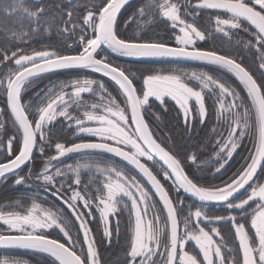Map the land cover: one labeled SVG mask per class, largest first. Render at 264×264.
Segmentation results:
<instances>
[{
    "label": "snow or ice",
    "instance_id": "1",
    "mask_svg": "<svg viewBox=\"0 0 264 264\" xmlns=\"http://www.w3.org/2000/svg\"><path fill=\"white\" fill-rule=\"evenodd\" d=\"M209 39L222 43L201 48ZM111 54L215 71L125 66ZM169 101L189 139L213 120L200 147L215 159L159 139ZM0 104V182L23 189L0 204V264H30L16 250L41 257L35 264H106L101 243L122 253L113 264H264V0H0ZM246 141L227 181L186 172L221 173ZM160 174L193 200L173 199Z\"/></svg>",
    "mask_w": 264,
    "mask_h": 264
},
{
    "label": "trees",
    "instance_id": "2",
    "mask_svg": "<svg viewBox=\"0 0 264 264\" xmlns=\"http://www.w3.org/2000/svg\"><path fill=\"white\" fill-rule=\"evenodd\" d=\"M209 11H211V10H209ZM208 18H209L208 12H204V13H202L201 19L199 22L202 25H204L208 22ZM162 28H163V26L161 25V26L153 29L152 31H147L145 33H141V35H144L145 38H148V37H153L154 32H160L161 34H163ZM241 32H243V31H241ZM124 34L127 36L133 35L134 34V26H133V28H129ZM246 34L248 35V33H246ZM238 37H241V36H238ZM243 37H244V35H242L241 38H243ZM165 39H167L166 36H165ZM221 43H222V41L217 39L215 41V45H214L213 41L211 39H209L207 41H200L199 45L201 48L207 49V48H210L213 46H219ZM223 47H224V50H230L229 45L227 43H224ZM111 58H112L114 63L124 64L125 66H128V65H133L135 67L149 66V67L156 68L158 66L170 65V64H161L159 62H152V61H133V60H130L129 58L117 57V56H115V54H111ZM244 62L246 64H248L249 66H252L249 62H247L246 59H244ZM180 63H183L184 65L186 64L187 66L194 68V69H199V70L202 69V70L209 71V72L215 71L214 66L202 65V64H199L198 62L183 61ZM62 75H69V72H64L59 76H62ZM87 75L89 77H92V78L99 77V78L105 80L109 86V90L112 92H113V90L115 91L114 85L112 84L111 81H108L107 78L101 77L97 73H87ZM224 78L230 79L234 86H236L238 88L240 87L238 85V81H235V78L231 77L230 74L225 73ZM137 87H140V81H137ZM154 103H155L154 111L155 110L163 111L162 109H159V103L158 102H154ZM208 103L210 105L211 101H208ZM2 106L3 105L0 104V107H2ZM169 107L172 108L173 110L170 112H167V113H163V121L160 125L159 135L162 136L163 143L168 147H172V143L174 142L178 149L187 150L189 153L197 152V154L200 157L201 162L209 160V158L214 159L213 158L214 153L212 150L213 146L211 144H209L207 146V148H201L200 147V142L204 141V136H205V132L207 131V127L211 126V124L213 123V120L210 119L208 121V125L203 126V129L199 130V135H197L196 132H193L191 139H189L188 136L186 135V133L184 132V127H183L181 120L177 119V111L175 110V106L171 101H169ZM0 119H4V117H0ZM148 120L151 123V117H148ZM57 127L59 128L60 126L58 125ZM153 130L157 131V129L155 127L153 128ZM165 131H167L171 134V137H172L171 141L167 140L164 137ZM60 139L61 140H64V139L72 140L73 136L71 134V131L61 132L60 133ZM36 159H37V168H38L40 157L37 156ZM116 159H118V158H116ZM237 162H238V159H234V157H233L229 161V163L225 166V169L222 170L221 173L216 174L215 176L212 175V168L214 167V165H212V164L207 165L203 171L197 170V165L186 166V172L190 176L196 177L201 183H205V184H209V185H216V184L222 183L223 181H227L229 179L231 174L234 172V168H235L234 166L236 165ZM25 171H26V169H25ZM158 178L161 180V182L164 184L165 188L170 192V194L173 197L171 186L165 180H163L161 175H159ZM85 179H86V177H85ZM22 190L23 189L21 188V189H18L17 191H13L11 189L10 183L9 184L2 183L0 185V204H4L5 202L9 201L11 198L19 195V192ZM153 197L156 200L157 204L159 205V201L157 200V198L155 197L154 194H153ZM182 198L185 200L186 204L192 201V199L190 197H188L185 193H183ZM160 207H161V205H160ZM210 209L212 212H217L215 214H224V213H221V211L224 210L225 208L223 206L210 205ZM126 224H127V215L125 214L124 217L122 218V222H121L122 232H123V229L126 226ZM92 227H93V229H95V227H96L95 223L92 224ZM229 228H230V226L227 224L221 225L222 233L231 240L234 233L230 234ZM52 235H55V233H52ZM122 242H123V237H122ZM188 246H190L192 249H194L196 252H198V249L195 248L194 242H189ZM99 251H100V254H101L103 260L106 262V264H113L117 255L122 256V253H120L119 248L115 245V243L113 244V246L111 248L107 247L106 244L101 243L99 245ZM16 254L19 255L21 258L29 260L30 264H35L36 261L41 260V257L35 256L31 252H27V251H23V250H16Z\"/></svg>",
    "mask_w": 264,
    "mask_h": 264
},
{
    "label": "rangeland",
    "instance_id": "3",
    "mask_svg": "<svg viewBox=\"0 0 264 264\" xmlns=\"http://www.w3.org/2000/svg\"><path fill=\"white\" fill-rule=\"evenodd\" d=\"M195 2V0H194ZM244 35V39H247L248 38V35L246 33H243V32H240L238 33V36H241ZM237 38H241V37H238ZM199 43V42H198ZM244 59L247 60V62H249L251 65H252V61H253V56L248 54V53H244ZM161 67H164V68H170V67H178V68H182V69H186V70H199V69H194V68H191L189 66H187L186 64L184 65L183 63H178V64H170V65H165V66H158L156 68H161ZM202 70V69H200ZM70 76L69 75H62V76H59V77H52L53 80L55 79H61V80H64V79H68ZM96 79H101L99 77H95ZM226 79V78H225ZM44 83H47V81H45ZM43 86V85H41ZM115 87V86H114ZM113 94L116 95V89L115 91L113 90ZM172 102V101H171ZM159 103V102H158ZM174 104V102H172ZM182 122V121H181ZM183 124V122H182ZM72 134V132H71ZM159 139L163 140L162 136L159 135ZM251 145L246 141L245 144L234 154V159H238V162L236 163V165L234 166V172L237 171L238 168H240L241 164L243 163V160H242V156H246L248 154V148L250 147ZM213 158L215 159V156H213ZM3 157H0V160H2ZM151 163V162H149ZM233 172V173H234ZM233 173L231 174V176L233 175ZM162 178H163V175L161 174ZM230 176V177H231ZM141 179V177H140ZM142 180V179H141ZM164 180V178H163ZM170 186H171V190H172V194H173V199H176V198H180V199H183L182 196H183V191L181 190L180 192H176L175 189L173 188V185H172V182L171 180H165ZM142 182L145 184V186L147 188H149L146 183L142 180ZM261 182H264V179L261 180ZM2 184V182H0V185ZM221 184V183H220ZM216 185H219V184H216ZM160 206V205H159ZM218 206H221V205H218ZM214 214L217 213V212H213ZM221 213H224L225 215H227L228 213L226 212V210H222ZM223 214V215H224ZM230 226V225H229ZM250 227V225H249ZM207 230V229H206ZM234 233V232H233ZM82 238V237H81ZM186 250H188L190 253H195L196 251L194 249H192L190 246H188V243L186 244Z\"/></svg>",
    "mask_w": 264,
    "mask_h": 264
},
{
    "label": "water",
    "instance_id": "4",
    "mask_svg": "<svg viewBox=\"0 0 264 264\" xmlns=\"http://www.w3.org/2000/svg\"><path fill=\"white\" fill-rule=\"evenodd\" d=\"M141 179L146 183V185L149 187V189H150V185H148L147 184V181L143 178V177H141ZM159 179V178H158ZM241 191H243V190H241ZM153 194H154V192H153ZM187 195V194H186ZM188 197H190L192 200H193V198L191 197V196H189V195H187ZM156 197V196H155ZM157 198V200L159 201V198L158 197H156ZM212 205H216V204H212ZM161 207H162V205H161Z\"/></svg>",
    "mask_w": 264,
    "mask_h": 264
},
{
    "label": "flooded vegetation",
    "instance_id": "5",
    "mask_svg": "<svg viewBox=\"0 0 264 264\" xmlns=\"http://www.w3.org/2000/svg\"><path fill=\"white\" fill-rule=\"evenodd\" d=\"M161 175V174H160Z\"/></svg>",
    "mask_w": 264,
    "mask_h": 264
}]
</instances>
